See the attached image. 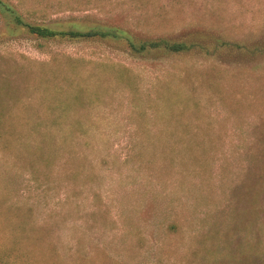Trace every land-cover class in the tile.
Here are the masks:
<instances>
[{
	"label": "rangeland",
	"instance_id": "obj_1",
	"mask_svg": "<svg viewBox=\"0 0 264 264\" xmlns=\"http://www.w3.org/2000/svg\"><path fill=\"white\" fill-rule=\"evenodd\" d=\"M10 3L57 29L107 24L196 45L140 57L116 42L41 39L0 13V68L37 77L14 78L0 127V261L264 264V0ZM68 56L85 60L69 73L87 88L81 131L67 119L43 140L28 116L49 123L42 89L51 79L46 94L58 95ZM111 66L129 69L133 87Z\"/></svg>",
	"mask_w": 264,
	"mask_h": 264
},
{
	"label": "trees",
	"instance_id": "obj_2",
	"mask_svg": "<svg viewBox=\"0 0 264 264\" xmlns=\"http://www.w3.org/2000/svg\"><path fill=\"white\" fill-rule=\"evenodd\" d=\"M18 8L11 4L10 0H0V13L3 15L5 20H10L11 26H14L15 29L20 27L23 30H26L27 33L45 40H103L116 42L125 47L131 54L140 57H146L150 54L163 55L164 57L176 55L184 56L195 50V41L191 43L186 41L184 38L172 39L168 37L139 38L124 28L107 24H101L89 28H84L83 25H77L69 28L65 27L57 29L45 23H35L30 21L28 17L25 16V14ZM198 41L196 42L200 49H209L207 42L202 43V41ZM204 44L206 47H204ZM206 52L208 55L212 54L210 53L212 52L211 49L206 50ZM67 58L70 59L68 66H65L64 64L58 66L60 72H65L67 74L62 79L63 84L57 89L58 95L55 94L53 97H50L46 94L51 90V79L46 81L45 86L42 89L44 91V99L48 96L50 102L49 108L46 111L47 114L45 115L49 123H45L43 120L44 116L41 115L39 111H31V114L28 116L31 130L40 134L43 140L52 141L51 139H53V137L56 138L59 136V134L55 135L53 131L59 130L61 132L64 130L66 125L70 127V130L74 132V134L75 131H81L80 124L83 120L81 112L86 107L85 92H87V88L78 85L74 86V81L69 77V73L77 72L75 67L79 65L80 61L85 62V60L69 56ZM1 71L3 74L0 76V95L4 96L5 98H0V127L3 121L8 119L9 112L11 111L8 110V108L11 107V105L16 100L14 95L16 87L14 88L13 85L14 78L19 81V76H21V78L28 84L37 83V77H34V75H32V73L28 71L26 67H20V69L17 71H12L9 69L5 71L2 68ZM108 71L116 73L117 78L121 80V82H124L125 86L133 87V82L130 80L129 76H127L129 69H118L114 66H111V68L109 67ZM14 72H19L20 75L17 73L18 76L14 77ZM45 74L46 73H43V75H41V84H43V78ZM91 75L95 76L93 73H91ZM24 87L30 88L29 86ZM62 96H64V98ZM72 110H76L73 115L71 113ZM67 119H71L72 122L65 123L64 121ZM63 123L66 125H62ZM45 126L52 128L47 134L42 131L44 129L43 127ZM39 152L41 153L40 159L44 168V172L45 170L50 171L53 168L55 162L53 154H51V152L48 151L45 146H42L39 149ZM3 259H5V261H0V264H13L8 256L4 257Z\"/></svg>",
	"mask_w": 264,
	"mask_h": 264
}]
</instances>
